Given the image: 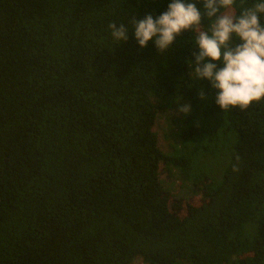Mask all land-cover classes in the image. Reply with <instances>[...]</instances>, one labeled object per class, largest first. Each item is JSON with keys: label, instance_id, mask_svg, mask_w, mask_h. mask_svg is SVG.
<instances>
[{"label": "trees", "instance_id": "1", "mask_svg": "<svg viewBox=\"0 0 264 264\" xmlns=\"http://www.w3.org/2000/svg\"><path fill=\"white\" fill-rule=\"evenodd\" d=\"M169 2L0 0V264H264V100L222 110L189 78L197 31L139 46L130 18ZM169 109V142L185 130L223 169L193 204L160 176L199 179L158 145Z\"/></svg>", "mask_w": 264, "mask_h": 264}, {"label": "clouds", "instance_id": "2", "mask_svg": "<svg viewBox=\"0 0 264 264\" xmlns=\"http://www.w3.org/2000/svg\"><path fill=\"white\" fill-rule=\"evenodd\" d=\"M237 3L238 0H170L167 10L159 16L146 14L140 20L131 17L130 25L139 46L145 47L152 40L157 52L166 51L183 32L197 31L191 52L194 62L187 61L195 75L189 78L207 79L216 90L215 103L222 110H244L264 100V0H239L238 14L233 11ZM109 27L114 40L127 41L128 26L111 23ZM218 62L223 66L218 67ZM200 97L203 99L205 94L201 92ZM189 110V105L179 108L185 114ZM165 111L173 110H163L158 115ZM168 125L180 130L177 117L175 121L171 118Z\"/></svg>", "mask_w": 264, "mask_h": 264}, {"label": "rangeland", "instance_id": "3", "mask_svg": "<svg viewBox=\"0 0 264 264\" xmlns=\"http://www.w3.org/2000/svg\"><path fill=\"white\" fill-rule=\"evenodd\" d=\"M172 116H173V111H165L157 115L155 119L153 130L156 132L158 145L161 148V150L166 153L167 152L170 153L173 149V151L171 152L173 157L179 155L182 156L188 155V157L190 158L189 170L193 169L194 171L192 173H194L195 176L199 177V179H197V182H195L194 179L192 178L191 180L188 178L180 180L177 177L170 179L167 176V171H162L160 176L163 179L166 188L170 190L176 198L182 197L186 199L188 203L193 204L195 203L196 199L200 197L201 191L200 189H198L197 184L200 185L201 183L200 181H202L205 178H211L214 180L220 178L223 169L219 171L221 162L216 161L217 158L213 159L212 156H206L204 159L201 160L195 155V153L188 154L189 152H192L194 150L196 143H193V141L186 143L187 140L191 137V135L189 134V132L185 130H183L182 134L179 136L181 140H185V141L181 144H177L175 143V141L170 139V142L172 143V147H171L168 139L169 135L165 133V131L169 130L167 129V126L170 123V119L172 118ZM200 131L201 129H196L194 131L195 134L199 135L197 141L203 139V137L200 136ZM224 143L225 141L221 139L220 145H217L218 151L223 150V148L225 147ZM173 170L177 175V168L174 167ZM193 184H195L194 187H192ZM132 264H143V263L140 258H136Z\"/></svg>", "mask_w": 264, "mask_h": 264}]
</instances>
